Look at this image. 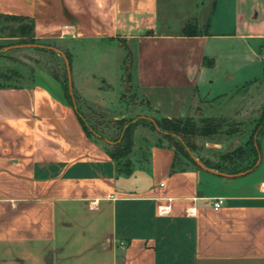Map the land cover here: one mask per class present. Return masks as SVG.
Returning a JSON list of instances; mask_svg holds the SVG:
<instances>
[{
    "label": "crops",
    "instance_id": "1",
    "mask_svg": "<svg viewBox=\"0 0 264 264\" xmlns=\"http://www.w3.org/2000/svg\"><path fill=\"white\" fill-rule=\"evenodd\" d=\"M0 12L32 18L42 45L24 82L0 84V264H264V125L255 165L239 173L205 170L166 137L140 143L139 130L144 153L119 171L94 130L98 113L136 108L150 120L198 106L249 116L264 79V0H0ZM190 21L194 35L182 32ZM18 41L0 36V52ZM220 58L219 90L202 93Z\"/></svg>",
    "mask_w": 264,
    "mask_h": 264
},
{
    "label": "rangeland",
    "instance_id": "2",
    "mask_svg": "<svg viewBox=\"0 0 264 264\" xmlns=\"http://www.w3.org/2000/svg\"><path fill=\"white\" fill-rule=\"evenodd\" d=\"M20 40V39H19ZM217 41V40H216ZM219 42V41H217ZM19 44H24V46L19 47V49H16L14 51L9 52L11 56L4 55V51L0 52V83H7V82H24L27 78V74L24 72V75L21 76V71H28L29 67L28 65L32 66V47L27 46L28 43H22L18 41ZM49 46H54L59 49L60 47L56 46V42L54 41H48L46 42ZM36 44V43H35ZM59 54V53H58ZM56 59L58 60V65L61 66V70L65 68V60L62 54L55 55ZM227 61L223 58H220L219 67L221 72L217 75L211 74L208 77V81L205 83V85L201 88L202 93H208L210 88H212V93H216L219 90V80L223 79V69L227 66ZM264 65V63H262ZM15 67L12 69V67ZM30 73V72H29ZM262 73V72H258ZM211 79H214L216 84L214 86H211L210 81ZM259 92H260V107L257 108L256 104L253 106L254 109L249 112V116H245L244 118H228L226 117L230 122H233L232 126L235 128H238V132L234 134H228L225 131H222L220 134H217L215 136L211 137H203V136H195L192 137L191 141L195 144V150L192 151L193 153H196L198 157H200V160L204 161L203 159H207L211 163H218L221 162V155L227 151L233 150L237 146L241 144H245V142L250 138L253 140L257 139L258 132L260 131L261 127L264 124V79L261 80L260 84L257 85ZM247 105V104H246ZM134 116L133 118L137 117V113H140L139 110L136 108V110L133 112ZM196 117L194 118L199 122L200 117L202 115L201 107L198 106L195 110ZM96 124L94 125V130L100 131V139L102 141H105L106 139L112 141L111 149L113 150V145L116 144L119 141L120 136L123 133V128L127 126L130 123H135V130H139L140 135V143L150 142L152 140H159L164 137V130L161 128L158 129L156 125L152 122V120L148 119L147 117L144 118H128L125 119L124 127H121V125L117 122L119 119L115 120L112 118L106 117L103 113L97 114ZM153 119H157L155 117H152ZM262 118V119H261ZM228 126V125H227ZM225 128V127H224ZM223 128V130H225ZM150 140V141H149ZM171 142H173L180 153L182 155H185L184 151L188 152L185 148L184 144L182 143L181 139L177 137V139H171ZM217 141L218 143H223V149L224 151H213L211 152L212 148V142ZM107 142V141H106ZM207 144V145H206ZM251 146V145H250ZM184 148V151L182 150ZM249 148V146H248ZM138 146H135V143H133V146L130 151L123 152V155L119 158V163L122 167V170H125L126 168H130L133 165V158L134 156H137L138 153H144V151L140 150Z\"/></svg>",
    "mask_w": 264,
    "mask_h": 264
},
{
    "label": "trees",
    "instance_id": "3",
    "mask_svg": "<svg viewBox=\"0 0 264 264\" xmlns=\"http://www.w3.org/2000/svg\"><path fill=\"white\" fill-rule=\"evenodd\" d=\"M182 32L186 35L196 34V24L192 21L186 23L182 29ZM0 36H18L20 39L19 41L22 43H36L34 20L23 15L6 14L0 12ZM206 63L210 64L211 61L206 60ZM0 84L5 83L3 82ZM117 122L121 125V127H124V118L119 119ZM156 122L160 128L166 132L164 133V137L171 140L177 139V137L180 136L192 151L195 150V144L191 141L192 137H211L220 134L222 131H225L228 134H234L238 132V128L232 126L233 122H230L226 117L221 116H201L199 122L193 116L172 118L162 117L156 119ZM223 128L225 130H223ZM134 130L135 123H130L125 126L119 141L113 145L114 149H110L112 157L118 163V170L126 173L130 172L132 166L122 170V167L119 163V158L123 155V152H128L131 150L134 143ZM254 142V140L252 142V139L249 138L245 144H241L233 150L223 153L221 155V162L214 164L208 160H204V163L214 169L228 170L231 173H239L249 170L255 165L257 159ZM182 150L184 151V148H182ZM184 153L187 158L194 162L188 152L184 151Z\"/></svg>",
    "mask_w": 264,
    "mask_h": 264
},
{
    "label": "water",
    "instance_id": "4",
    "mask_svg": "<svg viewBox=\"0 0 264 264\" xmlns=\"http://www.w3.org/2000/svg\"><path fill=\"white\" fill-rule=\"evenodd\" d=\"M18 46H24V44H18ZM27 46H42V45H38V44H34V43H28ZM49 48L51 49H54V50H57L59 51L64 59H65V63H66V67H67V71L68 73L70 74V62H69V59L67 57V55L59 48L57 47H54V46H49ZM70 79V77H69ZM69 87L72 88V83H71V79L69 80ZM152 122L156 125V127L158 129H160V126L157 124L156 120L152 119ZM182 143L185 145V148L187 149L188 153L190 154V156L192 157V159L194 160V162L201 168L205 169V170H211L212 171V168H210L209 166H207L202 160H200L199 158H197L194 153L192 152V150L190 149V147H188L185 143V141L180 137L178 136ZM218 173H222V172H218Z\"/></svg>",
    "mask_w": 264,
    "mask_h": 264
},
{
    "label": "built area",
    "instance_id": "5",
    "mask_svg": "<svg viewBox=\"0 0 264 264\" xmlns=\"http://www.w3.org/2000/svg\"><path fill=\"white\" fill-rule=\"evenodd\" d=\"M221 204H222V199L218 198V199L216 200V202H215L214 207H215V208H219V207L221 206Z\"/></svg>",
    "mask_w": 264,
    "mask_h": 264
}]
</instances>
